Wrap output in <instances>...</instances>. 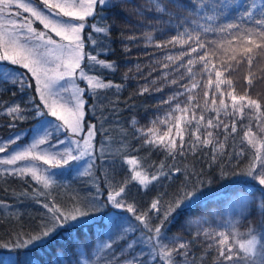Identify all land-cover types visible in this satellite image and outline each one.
<instances>
[{"label":"trees","instance_id":"obj_1","mask_svg":"<svg viewBox=\"0 0 264 264\" xmlns=\"http://www.w3.org/2000/svg\"><path fill=\"white\" fill-rule=\"evenodd\" d=\"M2 8L10 15L21 11L15 5L13 10ZM262 9L264 0H112L107 6L96 5L83 31L82 67L102 83L113 85L100 88L97 99H88L85 115V126L91 123L99 131L97 139L106 137L119 147L109 155L112 162L116 161L107 172L109 180L121 184L124 196L136 204L159 201V208L162 203H171L186 180L203 181L198 185V203L187 209L176 208L171 223L159 222L162 231L187 238L193 264H217L222 259V245L219 240L189 232L187 225L202 218L217 226L214 209L230 192L257 189L241 169L257 165L258 151L243 143L246 122L237 102L233 111L231 96L256 100L264 112V41L256 35L264 31V25L257 23L264 19ZM247 11L252 12L251 17L244 15ZM229 23L239 30L225 33L217 27ZM249 35L255 44L248 40ZM245 48L252 51L245 54ZM90 56L113 67H103ZM0 65L27 74L19 65ZM216 71L222 73L219 91ZM28 78L31 87L21 91L6 80L0 69V141L7 145L5 151L15 143H27L43 119L36 118L34 111L26 112L27 119H18L9 114L10 107L31 109V98H35V103L47 112L33 77ZM17 134L23 138L9 143ZM160 137H164V145L174 140L176 148L170 151L159 144ZM207 140L211 143L206 144ZM133 158L136 164L127 163ZM177 168L180 171L174 174ZM137 169L151 180L141 184L133 179ZM77 183H71V198L80 197L73 196ZM50 187L42 179L24 173L9 174L0 166V262L1 254L14 251L15 264H75L79 242L89 250L94 247L95 223L62 225L44 240L28 243L41 235L42 226L51 220L49 203L65 199L56 187ZM4 206L14 210L5 211Z\"/></svg>","mask_w":264,"mask_h":264},{"label":"rangeland","instance_id":"obj_2","mask_svg":"<svg viewBox=\"0 0 264 264\" xmlns=\"http://www.w3.org/2000/svg\"><path fill=\"white\" fill-rule=\"evenodd\" d=\"M109 1L112 0H106V3ZM84 2L86 3V0H84ZM20 3L31 6L36 11H44L42 0H40V2H35L33 0H12L10 5L6 0L4 4H0V8L3 6L4 8L13 10L12 5L19 6ZM49 3H59L63 6H70L73 4V0H49ZM75 3L78 5L80 0H75ZM98 4L99 0H96V4L93 8V14L95 7ZM71 10L78 11L79 8L77 7ZM25 17L31 21V26L33 28H35L37 31L48 32L58 44L68 43L67 41L61 40V38L56 36L55 33H51L50 29H45L40 21L36 20L30 12H26L23 8H21V11L15 10L11 15L7 13L6 10H3V16L0 18V24H2L4 27L0 28V30L11 28V25L8 23L9 20H14L19 23L23 21ZM90 17L91 16L85 19V26L88 24V18ZM83 31L84 29L80 33L82 40ZM23 42L24 41H21V43ZM3 50V46H0V54H2ZM9 51H11V49H9ZM41 51H43V49ZM32 58L38 59V57L35 56ZM49 59L51 62L47 64V67L50 69L55 68L57 61H55V59L52 57ZM64 60L66 61L67 57H65ZM32 66L37 68L40 67V65L35 64ZM81 69L84 71L83 79L80 77ZM25 71L27 72L28 76L31 75L30 72L27 70ZM61 71H63V66L61 67ZM52 75L53 74L50 72L49 76ZM88 78H91L93 83H102L97 77L88 73L81 65V68L76 70L74 80L78 88L84 89L81 98L84 100L82 110L84 111L85 115L87 111L86 103L88 102V99L90 97L92 100L97 99V93L99 91V89L90 88L87 83ZM33 79L39 99L41 93H43L45 99L48 100L49 105H54L58 110L63 111L69 120H72V114L68 111V109L72 108L73 105L67 102L65 94L63 92H58L55 89H53V91L50 93L48 89L44 88V84L47 83V79L43 74H41V84L39 85V91L37 90L38 86L36 83V78L33 77ZM65 79L68 78L65 77ZM60 83H63V81H60ZM41 103L43 104V101H41ZM241 106H243L244 110L243 112H240V115L246 122V131L243 136V143L250 144L248 140L251 138V147L256 149L258 154L264 157V148L261 147V144L264 143V112L262 107L260 105V108L256 109L254 106H249L246 101L241 102L237 100L238 109H240ZM44 108L49 114L48 116L50 119H56L51 118L49 110L46 107ZM85 115L82 119L83 130L75 134L72 138L73 140L79 141L81 145H83L86 138L90 140V160L89 156L85 155L80 160H70L67 165L63 163L64 157L62 155H58L57 153H63L66 148L65 144H60V141H64L66 136L70 134V130L65 127V132L59 136L56 135L54 138L44 136L42 133L36 135V139H43L45 143L31 148L32 156L36 157L35 159L29 157L27 160L17 161L15 165L0 163V166L5 171L8 170L6 172H10L11 169H26L24 174H28L33 177H41L43 178V181H50V183H48V185L51 184L49 189L52 190L54 187H56V189L60 191V194L63 195V198L65 199L56 201L54 203L47 202L50 205L48 210L50 218H52V209L54 207L59 208L60 211L64 213L71 212L75 214L76 210L89 212V215L80 219V222L77 224H96L97 231L95 234V245L89 250L83 243L79 242L77 247L79 260L78 262H75V264H141V262H143V264H193L190 248L187 244L188 240L184 235L169 234L161 230V232L166 234V237L168 238L163 241L166 247L163 249H160L158 245L153 247V244L157 240L154 228L159 226V220L155 218L156 210L149 211L151 205L136 204L134 200L130 199L128 196H124L123 193H121L120 197H117V200H121L125 204L124 208H116L108 200L107 197L110 194H114L116 191H119L121 187V184L118 186L113 184L107 175V172H111L110 168H112L113 164L116 162H112L113 158L109 156L111 154V150H113L114 147L116 149L119 147L113 142L111 143L106 137L103 138L102 136L101 138L97 139L99 131L95 127L92 130L93 135L88 137L87 133L91 123L87 125L88 127L85 126ZM60 123L62 124L63 122L60 121ZM246 133H251V136H246ZM33 136L34 134L31 136L29 141H27V143H15V146L13 145L11 149L6 150L4 153H0V161L9 158L8 154L12 153L13 150H24L29 148L34 143ZM57 144H59V148L47 147L48 145L55 146ZM72 155L77 156L79 153L77 151H73ZM41 156H43L44 159H40L39 157ZM117 165L119 166V164ZM256 171H259L258 162L256 165ZM53 172L55 175L52 174ZM137 172L141 174V177H147V182L151 180V177H149L148 174L137 169L132 173L133 179H135L137 182L140 183L139 179H137L135 175ZM130 178H132V176L126 178L125 181L127 182ZM72 181H74V184L78 182L77 185L74 186L75 189H77V192L73 196L79 194L80 197H70ZM252 181L254 185H258V181ZM254 185L253 187H256ZM256 188V190H252L251 192L240 189H234V192H230L229 197L226 198L219 207L214 209V214L216 217L215 224H217V226L212 225L210 221L205 222L204 219L197 218L192 220V222L187 225L188 231L194 234L199 232V234L204 238L213 241H221L223 237L220 235V233L223 232L228 237V244L222 245L225 250V255L228 254L227 248L232 246L233 254L239 253L240 256H243L244 253L238 248V246L235 244V241L239 240L240 242H245L248 238H250L247 235L250 231L252 234L256 235H259L261 231H264V210H261L259 207L261 203H264V195L260 192L258 187ZM93 198H95V200H103L105 207L101 212L97 213L86 207V204L91 202ZM128 205H131L136 210L135 214L127 211ZM164 205L165 203H162V207H164ZM11 208L13 209V207L4 206L5 211H11ZM161 208L158 207V209L163 211ZM4 209L3 212H5ZM140 214L144 215V221L142 222L135 220V215ZM229 221L239 222L236 223L235 228L232 229L226 227ZM58 228L50 225L46 231H49V235H51ZM132 228L136 230L132 231ZM123 229H129L126 236L122 235ZM206 232L209 234L206 235ZM236 233L239 235H236ZM40 236L41 235L32 237L28 243L30 244L38 241L40 242L45 239H37ZM173 238L177 239H175L174 242H170L173 240ZM262 242H264V238H262ZM130 243L133 244L131 249L128 247ZM178 245H185V247L178 249ZM1 255L2 262H0V264H15L14 251H8ZM133 256L138 257V259L133 260ZM217 264H223L222 259L218 260Z\"/></svg>","mask_w":264,"mask_h":264},{"label":"snow or ice","instance_id":"obj_3","mask_svg":"<svg viewBox=\"0 0 264 264\" xmlns=\"http://www.w3.org/2000/svg\"><path fill=\"white\" fill-rule=\"evenodd\" d=\"M6 0H0V4H4ZM7 3L10 5L12 0H7ZM44 11L39 12L36 11L33 7L28 6L24 3H20L19 7L23 8L26 12H30L36 20L40 21L43 24L45 29H50L51 33H55L56 36L60 37L61 40L67 41V44H58L56 40L52 38V35L45 31H37L35 28L31 26V21L25 17L23 21L16 22L14 20H9L8 23L11 25V28H7L5 30H0V46H3V52L0 54V62H10V65H19L23 69L27 70L31 73L32 77L36 78L37 90L39 91V85L41 84V74L45 76L47 79V83L44 84V88L48 89L51 93L53 89L58 92H63L65 94V98L69 104H72L73 107L69 108L68 111L72 114L73 119L69 120L63 111L58 110L54 105H49L48 100L45 99L43 93L40 95V100L43 101L44 107H46L50 112L51 118L48 116V113L42 110V106L40 104L35 103V98H31L32 108L25 109L21 111L18 107L9 108L8 112L10 115L18 118V119H27L26 112L34 111L36 118L43 119L39 120V125L34 129L33 140L34 143L24 150H13L12 153H9V158L0 161V163H4L7 165H15L17 161H23L32 157L35 159L36 157L32 156L31 148H34L38 145H42L45 143L43 139H36V135L43 134L44 136H48L51 134H55L59 136L65 132V127L70 130V134L66 136L64 141H60V144H65L66 148L63 153H57L58 155H62L64 157L63 163L67 165L70 160L76 161L82 159L85 155L89 156V160L91 159V155L89 153V149L91 148L90 140L85 139L83 145L79 143L77 140H73V136L78 132L82 131V119L85 115L83 109L84 100L81 98L82 93L84 92L83 88H78L75 84V75L76 70L81 68V61L84 60L85 54L83 53L84 43L81 39L80 33L85 27V19L93 14V8L96 4V0H80V3L77 5L75 0H73V4L70 6H63L59 3L50 4L49 0H42ZM99 4L101 6H107L106 0H99ZM79 8V10H71L73 8ZM252 8H255V4L251 5ZM160 11H163L161 8ZM244 15L251 17L252 12L247 11ZM3 16V8H0V18ZM261 16H264V9L261 10ZM72 18V19H65ZM211 19V17L209 18ZM218 19V17H217ZM258 24L264 25V19L257 21ZM4 26L0 24V28ZM89 27H93L89 25ZM222 32H230L232 29H238V26L233 23H229L223 26H217ZM99 31V30H98ZM207 31V29H205ZM256 35H258L262 41H264V31H257ZM189 39L198 40L199 37L189 36ZM248 40L255 44V41L251 40V36L249 35ZM21 41H24L21 43ZM90 42L95 45V41ZM231 44V41H229ZM54 46V47H49ZM203 47V45H200ZM11 49V51H9ZM43 49V51H41ZM192 51H196L195 48ZM252 51L251 48H245L244 53H250ZM207 55V53H206ZM38 57V59H33L32 57ZM50 57L54 58L57 61L55 68H48L47 64L50 61ZM67 57L65 61L64 58ZM89 59L92 61H96L97 64L111 69L113 67L112 64L105 65L103 61H97L96 56H90ZM200 59L203 61L205 57L202 56ZM192 61H189L191 64ZM249 63H251V58H249ZM40 65L39 68L33 67L32 65ZM63 66V71H61V67ZM207 66V64H205ZM0 69H3V75L6 80H11L12 83L19 87L21 91L26 88H30L31 84L29 83V78L25 72H19L11 67H4V65H0ZM52 73V76H49V73ZM215 75L217 77V91H219V84L223 83V81L219 80V77L222 75L220 71H216ZM67 77L68 79H65ZM81 79L84 78V71L81 69L80 72ZM63 81V83H60ZM88 85L92 89H100V88H110L113 85L104 84V83H93L91 78L87 80ZM212 81L209 79L208 84L211 85ZM231 83L230 81L228 82ZM115 87H119L118 85ZM195 87V85H193ZM232 99V108L233 111L236 110V102L237 100L244 102L246 101L249 106H254L256 109L260 108V104L256 100L249 99L247 96H231ZM214 103V101H213ZM221 105L224 109H227V105L223 104L221 101ZM243 106L240 107L239 111L243 112ZM203 119V117H201ZM60 121L63 123L61 124ZM212 123L211 120L208 122ZM94 125H89V131L87 133L88 137L93 135ZM225 130H227L228 126L224 125ZM231 131L234 133L236 131L235 125H233ZM179 134V133H178ZM246 136H251V133H246ZM211 136V133H209ZM23 136L21 134H17L14 140H10L9 143H13L15 141H19ZM248 142L251 144L252 140L249 138ZM159 144L164 145V137H160ZM206 144L211 143L210 140L205 141ZM0 145H4L3 141H0ZM0 146V153L5 151V147ZM170 151L176 148L175 141L172 140L170 144L164 145ZM48 148H59V144L53 146L48 145ZM261 147L264 148V143L261 144ZM222 149V146H221ZM77 151L79 155L73 156L72 152ZM242 154V153H241ZM40 159H44L43 156L39 157ZM215 158V157H214ZM255 160L259 163V171H256V164H249L247 167L241 169V172L248 175L254 181H258L257 187H259L260 192L264 194V157L259 154H256ZM129 164H136L137 161L133 158L128 161ZM8 171V170H6ZM26 169H11L9 174H23ZM177 172L180 169H176ZM55 175V173H52ZM223 171L221 175H223ZM136 178L139 179L141 184H145L147 182V177H141V174L137 172ZM36 179H43L41 177L36 176ZM156 179L155 176L152 178ZM45 186L47 187L50 181L44 180ZM203 183V181L194 180V181H185V183L181 186V189L178 190L176 194H174L171 203L165 202L163 211L158 209V203L153 202L150 206L149 211H155V218H157L160 222V225L164 223H171V214L175 211L176 208L183 207L184 209L193 207L196 203L199 202V198L201 195L199 184ZM124 192V188L120 187L119 191H116L114 194H110L107 198L108 200L116 207V208H124L125 204L121 200H117V197L121 196V193ZM90 210L94 212H101L105 207L103 200H93L86 204ZM261 210H264V203L259 205ZM127 211L135 214L136 210L131 206H127ZM89 215V212L78 211L76 210L75 214L69 212L64 213L61 212L59 208L52 209V218L47 223L42 226L41 236L37 239L46 238L49 236V231L43 230L48 229L50 225L58 228L62 225H69L72 223H79L80 219L85 218ZM136 221H144V215H135ZM239 221H229L226 227L235 228L236 223ZM132 231L136 229L132 228ZM129 229H123L122 235L126 236ZM154 232L156 234L157 240L153 244V247L159 246L160 249L166 247L163 243L166 237V234L161 232V227L156 226L154 228ZM208 235L209 233H205ZM199 235V232H197ZM220 235L223 239L220 241L221 245L228 244V237L225 233L221 232ZM236 235H239L236 233ZM250 238H248L245 242H240L239 240L235 241V244L238 246L240 250L244 253L243 256H240L239 253L233 254L232 246L227 248L228 254L225 255V250L223 247L219 250V257L222 258L223 264H264V242H262V238H264V231H261L259 235L252 234L250 231L247 234ZM119 238V237H118ZM173 238L172 241L174 242ZM128 247L131 249L133 244L130 243ZM185 245H178L179 248H184ZM211 247V245H210ZM177 249V250H178ZM158 258V257H157ZM138 259V257L133 256V260ZM143 264V262H141Z\"/></svg>","mask_w":264,"mask_h":264},{"label":"water","instance_id":"obj_4","mask_svg":"<svg viewBox=\"0 0 264 264\" xmlns=\"http://www.w3.org/2000/svg\"><path fill=\"white\" fill-rule=\"evenodd\" d=\"M177 173H178V172L175 170V171H174V174H177Z\"/></svg>","mask_w":264,"mask_h":264}]
</instances>
